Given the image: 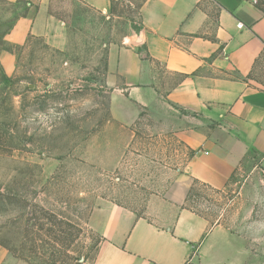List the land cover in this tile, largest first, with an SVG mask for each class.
<instances>
[{
	"label": "rangeland",
	"instance_id": "1",
	"mask_svg": "<svg viewBox=\"0 0 264 264\" xmlns=\"http://www.w3.org/2000/svg\"><path fill=\"white\" fill-rule=\"evenodd\" d=\"M143 1L112 0L102 13L51 0L46 35L14 45L5 34L27 10L0 0V264L92 261L102 239L94 212L113 203L169 224L182 180L184 206L234 234L246 264H264V156L242 162L221 190L191 181L183 169L196 152L175 135L189 118L110 81L109 49L137 32Z\"/></svg>",
	"mask_w": 264,
	"mask_h": 264
},
{
	"label": "crops",
	"instance_id": "2",
	"mask_svg": "<svg viewBox=\"0 0 264 264\" xmlns=\"http://www.w3.org/2000/svg\"><path fill=\"white\" fill-rule=\"evenodd\" d=\"M7 1L27 10L7 42L46 35L51 0ZM72 1L103 13L112 0ZM139 16L137 32L109 49L110 81L131 99L165 103L189 118L191 126L175 132L196 152L183 173L221 190L242 162L264 156V0H144ZM161 72L179 79L164 86ZM189 187L182 180L172 188L168 203L177 210L166 225L102 205L90 221L102 239L94 259L81 264H246L234 234L184 206Z\"/></svg>",
	"mask_w": 264,
	"mask_h": 264
},
{
	"label": "trees",
	"instance_id": "3",
	"mask_svg": "<svg viewBox=\"0 0 264 264\" xmlns=\"http://www.w3.org/2000/svg\"><path fill=\"white\" fill-rule=\"evenodd\" d=\"M194 182H197L196 180H193ZM190 190V189H189ZM189 195H190V191H188L187 196H186V201H188L189 199ZM96 251H97V247H96ZM96 254V253H95ZM86 259V257H84V260ZM75 264H81L80 262H76Z\"/></svg>",
	"mask_w": 264,
	"mask_h": 264
},
{
	"label": "built area",
	"instance_id": "4",
	"mask_svg": "<svg viewBox=\"0 0 264 264\" xmlns=\"http://www.w3.org/2000/svg\"><path fill=\"white\" fill-rule=\"evenodd\" d=\"M253 2L255 3V2H256V0H253ZM238 26H240V24H238Z\"/></svg>",
	"mask_w": 264,
	"mask_h": 264
}]
</instances>
